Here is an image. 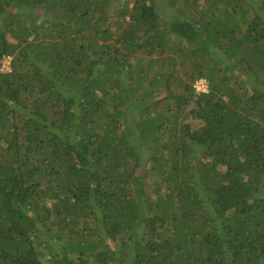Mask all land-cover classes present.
Instances as JSON below:
<instances>
[{"label":"trees","instance_id":"obj_1","mask_svg":"<svg viewBox=\"0 0 264 264\" xmlns=\"http://www.w3.org/2000/svg\"><path fill=\"white\" fill-rule=\"evenodd\" d=\"M0 264H264V0H0Z\"/></svg>","mask_w":264,"mask_h":264},{"label":"rangeland","instance_id":"obj_2","mask_svg":"<svg viewBox=\"0 0 264 264\" xmlns=\"http://www.w3.org/2000/svg\"><path fill=\"white\" fill-rule=\"evenodd\" d=\"M133 6V5H132ZM162 14V12H161ZM2 70L5 72V71H10V59H7L5 62H4V65H3V68ZM200 83L197 84V88H200L201 85H199ZM39 246V244L37 245V247ZM41 249V248H40ZM43 253L45 254L46 253V257H49L46 250L43 249Z\"/></svg>","mask_w":264,"mask_h":264},{"label":"built area","instance_id":"obj_3","mask_svg":"<svg viewBox=\"0 0 264 264\" xmlns=\"http://www.w3.org/2000/svg\"><path fill=\"white\" fill-rule=\"evenodd\" d=\"M200 84L199 85H201V87L200 88H197L198 89V91H200V92H207L208 91V82H206L205 80H202L201 82H199Z\"/></svg>","mask_w":264,"mask_h":264}]
</instances>
